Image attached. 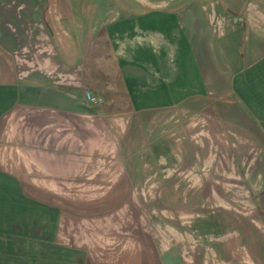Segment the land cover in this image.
Returning a JSON list of instances; mask_svg holds the SVG:
<instances>
[{
    "label": "crops",
    "instance_id": "0c3cea01",
    "mask_svg": "<svg viewBox=\"0 0 264 264\" xmlns=\"http://www.w3.org/2000/svg\"><path fill=\"white\" fill-rule=\"evenodd\" d=\"M120 202L264 264V0H0V264H185L81 240Z\"/></svg>",
    "mask_w": 264,
    "mask_h": 264
},
{
    "label": "rangeland",
    "instance_id": "374dc122",
    "mask_svg": "<svg viewBox=\"0 0 264 264\" xmlns=\"http://www.w3.org/2000/svg\"><path fill=\"white\" fill-rule=\"evenodd\" d=\"M84 204L85 206L89 205V203ZM153 204L158 205V203ZM80 205H82V203ZM116 208V218L109 217V213L111 212L102 208V211L104 212L98 214L94 226L92 223H89L87 218L84 220L85 224L78 226L81 233H79L81 240L87 242V240L90 238L91 243L92 240L98 243L99 249L97 252L100 257H119V253L121 251L123 252L125 244L128 245L131 243V241L135 243L137 239L140 240V237H142L143 241L148 242L149 246L153 248V250L149 249L150 257H158V251L160 253L164 252L165 256H168L167 253H169V256L171 257V253H173L174 250L173 248H177L178 244H180L181 250L178 251L181 255V258L184 259V262L186 261L185 264L188 263V260L191 256L190 245L191 242H193L195 236L188 232H183L182 230L188 229L189 218L181 217L178 219H173L174 212H172V209L170 208V211H163L165 214L163 219L151 217L146 219L143 217V220H141V224H139V226H142L143 229H145L144 227H148L147 235H145L146 232L143 235L136 234L135 232L132 234L131 230L129 229L131 219L128 218L124 212L125 209H127L126 203H117ZM151 213H153V210ZM174 220L176 221L177 225H179V222H181V232H178L172 228L174 225ZM97 221L99 222L98 224ZM160 226L165 227L164 230L160 229ZM97 227L99 228L97 229ZM97 230H100V233L97 232ZM80 237L78 239H80ZM201 238L203 239L204 237L201 236ZM118 249L121 251L119 252ZM251 263L252 262L248 264Z\"/></svg>",
    "mask_w": 264,
    "mask_h": 264
},
{
    "label": "built area",
    "instance_id": "2783aa9c",
    "mask_svg": "<svg viewBox=\"0 0 264 264\" xmlns=\"http://www.w3.org/2000/svg\"><path fill=\"white\" fill-rule=\"evenodd\" d=\"M82 99L89 105L92 106H97L100 105L101 103V97L93 94L92 92H90L89 90H85L82 93Z\"/></svg>",
    "mask_w": 264,
    "mask_h": 264
}]
</instances>
